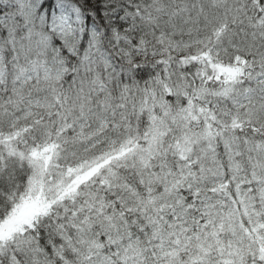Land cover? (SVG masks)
<instances>
[{"label":"snow or ice","instance_id":"6c2138e0","mask_svg":"<svg viewBox=\"0 0 264 264\" xmlns=\"http://www.w3.org/2000/svg\"><path fill=\"white\" fill-rule=\"evenodd\" d=\"M0 264H264V0H0Z\"/></svg>","mask_w":264,"mask_h":264}]
</instances>
